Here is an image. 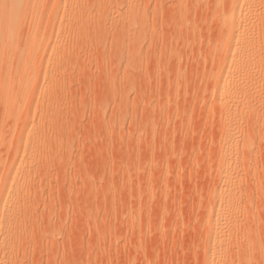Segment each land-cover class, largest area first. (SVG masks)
<instances>
[{
    "label": "rangeland",
    "instance_id": "rangeland-1",
    "mask_svg": "<svg viewBox=\"0 0 264 264\" xmlns=\"http://www.w3.org/2000/svg\"><path fill=\"white\" fill-rule=\"evenodd\" d=\"M5 2L0 264H264V0Z\"/></svg>",
    "mask_w": 264,
    "mask_h": 264
},
{
    "label": "bare ground",
    "instance_id": "bare-ground-1",
    "mask_svg": "<svg viewBox=\"0 0 264 264\" xmlns=\"http://www.w3.org/2000/svg\"><path fill=\"white\" fill-rule=\"evenodd\" d=\"M13 9V8H12ZM11 9V10H12ZM6 10H7V5H6V2H5V0H0V32H2L3 30V27H4V23H5V21H6ZM9 10V9H8ZM11 12V14H12V11H10ZM9 13V12H8ZM14 25V24H13ZM8 27H9V25H8ZM5 28H6V26H5ZM10 29V27L8 28V30ZM4 31H5V29H4ZM6 32H7V28H6ZM6 32H4V34L6 33ZM2 35V34H1Z\"/></svg>",
    "mask_w": 264,
    "mask_h": 264
}]
</instances>
